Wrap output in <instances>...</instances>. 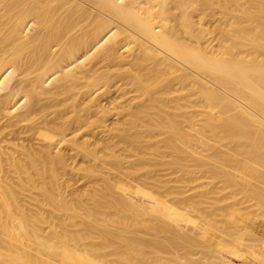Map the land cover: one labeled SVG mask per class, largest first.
<instances>
[{
    "label": "bare ground",
    "instance_id": "6f19581e",
    "mask_svg": "<svg viewBox=\"0 0 264 264\" xmlns=\"http://www.w3.org/2000/svg\"><path fill=\"white\" fill-rule=\"evenodd\" d=\"M0 264H264V0H0Z\"/></svg>",
    "mask_w": 264,
    "mask_h": 264
},
{
    "label": "rangeland",
    "instance_id": "374dc122",
    "mask_svg": "<svg viewBox=\"0 0 264 264\" xmlns=\"http://www.w3.org/2000/svg\"><path fill=\"white\" fill-rule=\"evenodd\" d=\"M113 244L119 247V246H123L122 244H124V242L123 241H115L114 240Z\"/></svg>",
    "mask_w": 264,
    "mask_h": 264
}]
</instances>
